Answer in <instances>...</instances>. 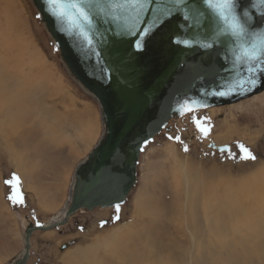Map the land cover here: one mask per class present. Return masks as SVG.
Returning a JSON list of instances; mask_svg holds the SVG:
<instances>
[{
  "label": "rangeland",
  "instance_id": "1",
  "mask_svg": "<svg viewBox=\"0 0 264 264\" xmlns=\"http://www.w3.org/2000/svg\"><path fill=\"white\" fill-rule=\"evenodd\" d=\"M0 47V74L7 76H4L7 80L5 85H10L7 88L10 90L6 92L9 98L6 93V97L0 95V264H11L25 250L24 239L28 226L47 224L61 209L64 211L75 169L101 140L104 125L98 102L71 78L32 0H0ZM16 48L19 52L15 51ZM4 57L10 58L8 60ZM10 69H13L14 73ZM17 75L23 78L19 77L18 80ZM44 78H48L53 84L47 92V98L42 100L43 96L29 95L32 109L29 113L23 111L25 115L22 117L25 121L17 124L12 120V114H5L8 113L4 109L5 104L12 100H24L19 91L30 90V86ZM38 107L40 108L36 109ZM41 108H50L67 115L68 122H56L52 115L40 114ZM2 109L5 110L3 114ZM194 115L201 119L207 118V124L211 126L207 138L202 136L193 123ZM52 123L54 129L64 135L65 140L62 143L64 148L68 149L65 152L73 151L72 159H68L66 153L59 154L57 151L61 150H57L42 137L48 132L47 124L52 127ZM34 124H37L38 130ZM17 125L22 127L18 128ZM87 126H92V138L82 140L79 131H86ZM168 127L169 129L163 130L154 138L141 154L138 180L126 203L121 206L119 220L115 219V208L97 209L92 212H78L64 226L46 232L37 231L31 238L27 264H230L231 254H241L243 251L240 248H234L235 252L225 251V247L232 245L234 240L243 239L238 235L239 232L230 227L232 221L220 213L219 206L223 205L224 201L219 199L234 195L257 200L251 190L245 191L242 187L258 181L262 176L259 172L264 171V92L234 105L196 111L173 119ZM29 129L35 131V139L32 142L24 144L23 138L13 139V136L18 137L20 132ZM176 137H179V140L175 139ZM238 142L249 147L257 159L233 160L226 154L209 148L211 143L218 146L228 145L231 146L232 152L239 155L236 147ZM33 145L48 147L51 153L59 154L63 160H68L71 177L68 183L60 182L57 190H61V185H64L66 190L55 210H45L40 206L34 194L35 189L28 188L26 181L17 171L25 162L24 152ZM59 146L63 148L61 144ZM185 146L188 148L187 152L184 151ZM18 157L23 158L21 162L17 161ZM40 161L45 164L44 160ZM184 167L189 169L188 175ZM14 173L19 175L22 181L24 205H13L8 199L10 187L5 184V180L11 179ZM40 173L38 180L41 179L45 185L50 179L54 181L56 178L47 170H39L36 174ZM200 178L199 186H193L199 183ZM206 189L209 192L206 193ZM212 194L216 195L217 199L210 198ZM245 199H242V203L247 206L245 211L251 213V208L257 211L256 205L247 203L249 200ZM214 204L217 208L207 209V206ZM191 205L197 213L199 229L205 233L202 237L197 234L195 237L188 225ZM102 222H106L104 227H101ZM115 231L120 233L116 235L118 247L122 244L124 250L113 244L107 246V241L105 243L102 239L99 240L100 244L94 246L95 250L91 254H80L90 249L89 246L95 243L97 238L111 240L110 235ZM67 254L70 255L67 257ZM121 256H124L125 260L121 259ZM262 259L264 260V257ZM246 263L247 259L237 264Z\"/></svg>",
  "mask_w": 264,
  "mask_h": 264
},
{
  "label": "water",
  "instance_id": "2",
  "mask_svg": "<svg viewBox=\"0 0 264 264\" xmlns=\"http://www.w3.org/2000/svg\"><path fill=\"white\" fill-rule=\"evenodd\" d=\"M32 2L59 49L63 65L85 92L98 102L104 133L77 168L70 191L71 201L65 208L64 217L46 225H29L25 232L24 253L11 264L28 263L31 238L35 232L64 226L78 212L115 208L117 203L123 206L137 183L139 160L145 147L165 130L170 121L190 114L181 115L178 111L184 100L206 103L207 107L198 110L202 111L234 105L264 92L257 90L247 95L224 97L206 95L219 90L218 81L223 76L231 78L232 56L228 54L224 58L219 45L209 54L196 46L186 48L161 43L157 36L143 54L136 55L131 50L133 37L117 42L109 32L105 37L110 41L108 44H104L98 34L94 36L100 56L86 57L87 47L81 51L66 33L54 26L52 18L41 11V0ZM242 2L245 6L248 4V0ZM141 19L150 21L151 14L146 11ZM115 28L100 17L96 18L95 32L103 33L106 29ZM164 31L167 34L178 30L173 23ZM182 35L194 36L191 32ZM224 64L228 65L226 69L221 67ZM102 66L111 73L110 82L104 79ZM223 147L215 143L209 145L217 152Z\"/></svg>",
  "mask_w": 264,
  "mask_h": 264
},
{
  "label": "snow or ice",
  "instance_id": "3",
  "mask_svg": "<svg viewBox=\"0 0 264 264\" xmlns=\"http://www.w3.org/2000/svg\"><path fill=\"white\" fill-rule=\"evenodd\" d=\"M41 4V11L52 18L60 32L66 33L81 51L87 47L86 57L100 56L94 36L98 34L102 42L108 44L110 41L105 37L109 32L117 42L133 37L130 44L132 53L136 55L143 54L157 36L161 43L186 48L196 46L209 54L219 45L224 58L228 54L232 56L231 78L223 76L218 81L219 90L206 95L224 97L264 90V0H248L246 6L242 0H41ZM146 11L151 14L150 21L141 19ZM97 17L116 28L106 29L103 33L95 32ZM173 23L178 31L166 34L164 30ZM140 24L147 27H137ZM189 32L194 34L193 38L182 35ZM221 67L226 69L228 65ZM101 72L104 79L110 82L112 75L108 69L102 66ZM207 106L206 103L184 100L178 111L184 115ZM193 123L204 138L210 135L211 126L207 124V118L194 115ZM175 139L179 140V137ZM236 147L239 155L228 146L221 148L220 152L233 160L257 159L243 143L238 142ZM184 151H188L187 146ZM5 184L10 187L8 199L11 203L24 205L19 175L14 173L11 179L5 180ZM120 211L121 206L117 203L116 220L120 219ZM105 223L102 222L101 227Z\"/></svg>",
  "mask_w": 264,
  "mask_h": 264
},
{
  "label": "bare ground",
  "instance_id": "4",
  "mask_svg": "<svg viewBox=\"0 0 264 264\" xmlns=\"http://www.w3.org/2000/svg\"><path fill=\"white\" fill-rule=\"evenodd\" d=\"M13 35V34H12ZM21 35V34H20ZM16 37V34H15ZM18 39V37H16ZM21 39V38H20ZM8 41V40H7ZM17 41V40H16ZM3 43V42H2ZM4 44V43H3ZM9 44V42H8ZM7 45V43H6ZM13 46V45H10ZM15 46V45H14ZM11 48V47H10ZM1 49V47H0ZM3 49V48H2ZM5 49V48H4ZM18 49L16 48L15 51H17ZM10 51V50H9ZM13 51V50H12ZM11 52V51H10ZM19 52V50H18ZM13 53V52H12ZM22 53V51H21ZM16 53H14L15 55ZM11 55V53H10ZM19 55V53H18ZM16 55V56H18ZM6 56V55H5ZM20 56V55H19ZM5 58V57H4ZM8 58V57H6ZM5 58V59H6ZM10 58V57H9ZM8 58V60H9ZM18 58V57H17ZM20 59V57H19ZM3 60V59H2ZM40 61V60H39ZM21 62V61H20ZM18 63V62H17ZM16 63V64H17ZM22 63V62H21ZM28 63V62H27ZM1 64V62H0ZM9 64V63H8ZM18 65V64H17ZM20 67L22 66L21 64H19ZM11 66V65H10ZM13 66V65H12ZM8 67V66H7ZM19 67V66H16ZM14 67V68H16ZM26 69V67H25ZM2 70V65H0V72ZM4 70V68H3ZM11 70V69H10ZM13 70V69H12ZM11 70L12 73H14ZM17 70V68H16ZM20 71V69H18ZM17 70V71H18ZM23 70V69H22ZM21 70V72H22ZM28 70V69H27ZM15 71V70H14ZM42 71V70H41ZM51 71V70H50ZM24 72V71H23ZM18 73V72H17ZM4 73H2V75L0 74V95L5 96L4 93H6L8 90L7 89L10 85H5V80L6 78L3 76ZM23 74V73H21ZM14 75V74H13ZM24 75V74H23ZM26 75V74H25ZM18 76V75H17ZM22 76V75H21ZM7 77V76H6ZM19 77H17V79L19 80ZM15 78V77H13ZM20 78H23L20 77ZM37 79V77H34ZM72 78V77H71ZM13 80V79H12ZM21 80V79H20ZM7 81V80H6ZM9 83V80H8ZM32 84V81L30 82ZM53 86L52 82L50 80H48V78H44L42 79V81H38L36 82L34 85L30 86V90L28 91H23L26 89H23L21 91H19L23 97L24 100L19 99V102H17L16 100H12V101H8V103L5 104V110L8 113H5V110H1L2 114H12L11 116H13V121L16 122L17 124H21L23 121H25L23 119L22 116H24L25 114H23V111H28V113L30 112V110L32 109V104L29 102L28 100V96L29 95H39V96H43L42 100H45L47 98V92L49 89H51ZM57 87V86H54ZM22 88V86H21ZM24 88V87H23ZM23 91V92H22ZM9 93V92H8ZM7 94V93H6ZM10 95V94H9ZM12 96V95H11ZM6 97V96H5ZM8 97V94H7ZM9 98V97H8ZM7 98V99H8ZM17 99V98H16ZM5 102V100H4ZM44 103H42L43 105ZM41 105V106H42ZM2 106V104H1ZM40 107L36 108L39 109ZM35 109V110H36ZM40 114L44 115L46 114V116L48 115H52L56 120V122H64L67 123L68 122V116L65 114H62L60 112H57L56 110H52L50 108H41L40 110ZM18 113H21V115H17ZM101 113V110H100ZM64 115V117H63ZM10 116V117H11ZM27 116V115H26ZM61 116V117H60ZM79 116H82V112L79 113ZM4 120H2L3 122ZM101 121L103 124V119H102V115H101ZM5 123V122H4ZM3 123V125H4ZM35 123V122H34ZM171 123V121H170ZM169 123V124H170ZM168 124V126H169ZM18 128L22 127L20 125H17ZM34 126L37 128L38 130V126L37 124H34ZM54 124L52 123V127L50 125L47 124V128L48 132L43 134L42 137H45L49 143L56 147L57 150H61V151H57L59 154H63L66 153L65 150H68L66 148H64L62 141H64V135L61 134V132L58 129H54ZM166 127L165 129H169V127ZM94 128V127H93ZM22 129V128H20ZM18 129V130H20ZM36 130V132H37ZM60 133H59V132ZM12 133L15 131H11ZM2 135H3V131H2ZM8 135V134H5ZM15 135V134H13ZM92 126H87V130L86 131H79V137L83 140L88 139L90 140L92 138ZM9 136V135H8ZM16 138V140H20L23 138V143L27 144L28 142H32L35 139V131L32 129H29L28 131H24V132H20V135L18 137L13 136V139ZM61 144V146L64 148H61L59 145ZM36 145H33L29 150H26L24 152V163L22 165L19 166V168H17V171L19 172V174L21 175V177L24 178V180L26 181V186L30 189H35L34 194H36V199L37 200H41L42 198L48 199L50 200L52 203L50 205L45 204L47 207V209L45 208V210H49V209H53L55 210V208L60 204L59 202L62 200V195H64L65 193V188L62 189L61 191L57 190V188L60 185V182L65 183V181L69 182V179L71 177V175H69V171H68V167H69V163L67 159H62L60 157L59 154H53L50 152V148L45 147V146H39V147H35ZM226 146V145H223ZM222 147V146H221ZM92 152V151H91ZM21 153V152H20ZM20 155V154H18ZM73 156V151L70 150L68 153H66V156L68 159H72ZM20 156H23L22 154ZM89 156V155H88ZM87 156V157H88ZM22 157H18L17 161L21 162L22 161ZM40 159L45 161V164H43ZM186 159V158H185ZM82 162V161H81ZM81 162L79 163V165L81 164ZM79 165L76 167L74 175H73V179L72 181L74 182V178H75V173L77 171V168L79 167ZM22 166V170L21 167ZM42 166V167H41ZM185 169V173L187 174V172L189 171V169L187 167H184ZM49 171L50 173H52L56 178H54V181L49 184V186L45 185V183L41 182V179L38 180L40 178V174H36L37 171ZM215 170V169H214ZM261 171V170H260ZM190 172V171H189ZM212 172V171H211ZM47 174V173H46ZM188 175V174H187ZM212 175V174H211ZM259 175H262L258 181L255 180V182L251 183L250 185L248 184L247 186L242 187V190L245 189V191L247 190H251L256 196H257V200H254L252 197H249L248 199H245L246 197H239V196H234V195H229V197H224L225 199H219L224 201L223 205L219 206V211L222 214V216L224 218H226V216L232 221L233 224H231V228H233L236 232H239L238 235L241 236V239L243 240H234L232 245H228L227 247H225V251H231V252H235L234 248H240L243 252L241 254L237 253V254H231L230 256H232V262H245L247 259V263L246 264H264V260L262 259L264 257V171L259 172ZM202 177V176H201ZM213 177V176H212ZM216 179V178H215ZM188 180V179H187ZM200 180L201 178L198 180L199 183L197 184H193V186L200 184ZM253 180V179H252ZM39 182V183H38ZM193 182V181H192ZM229 182V181H228ZM181 183V182H180ZM212 184V183H211ZM189 185V184H188ZM231 185V184H229ZM239 185V184H238ZM62 186V185H61ZM73 186V184L71 185ZM199 186V185H198ZM228 186V185H227ZM232 186V185H231ZM240 186V185H239ZM201 187V186H200ZM63 188V187H62ZM206 188V186H205ZM230 188V187H229ZM234 188V187H233ZM236 188V187H235ZM241 188V186H240ZM240 188H237V190H239ZM208 189V188H207ZM206 189V190H207ZM72 190V187H71ZM202 190V189H201ZM205 190V191H206ZM230 190V189H229ZM234 190V189H232ZM29 191V189H28ZM197 191V188H196ZM204 191V190H203ZM228 191V190H226ZM231 191V190H230ZM194 191L192 190L191 193H193ZM209 192L208 190L206 191V193ZM235 192V191H233ZM240 192V191H239ZM30 193V192H29ZM47 193V194H46ZM211 193V192H210ZM71 194V193H70ZM205 194V193H204ZM233 194V193H232ZM203 195V193H202ZM209 195V193H208ZM213 195V194H212ZM221 195V194H220ZM71 196V195H70ZM68 198V201L65 203L64 208L68 207V205L70 204L71 198ZM205 196V195H204ZM218 196V195H217ZM242 196V194H241ZM208 197V196H207ZM212 197V199H217L216 195L210 196V198ZM220 197V196H219ZM65 198V197H64ZM188 198V197H187ZM208 198V200L210 199ZM245 200H249L246 201L247 203H251L253 205H256L255 207L257 208V211H255V208H251V213H247L245 211L246 209V205H244V203H242V199ZM207 199V198H206ZM44 200H42L43 202ZM41 202V204H42ZM209 202V201H208ZM211 202V200H210ZM220 202V201H219ZM5 203V202H2ZM217 204V203H216ZM221 204V203H220ZM199 205V204H198ZM197 205V206H198ZM41 207H43L42 205H40ZM191 210L189 213V217H188V225L192 228L191 232H194V236L196 237V234L200 237H202L205 233L203 232V230L199 229V225H198V216L197 213H195V208L193 205H191ZM250 206V205H249ZM252 206V205H251ZM213 207L217 208L216 205L214 204V206L208 207L207 209L211 210ZM253 207V206H252ZM4 208V207H3ZM59 208V207H58ZM146 208V207H145ZM200 208V207H199ZM6 209V208H5ZM4 209V211H5ZM141 211L143 210V208H140ZM139 209V210H140ZM9 210V209H8ZM57 210V209H56ZM150 210V209H147ZM208 210V211H209ZM7 211V209H6ZM62 211V212H61ZM61 211L51 220L54 221H59L61 218L64 217L65 215V209L64 211L61 209ZM151 211V210H150ZM248 211V210H247ZM47 212V211H46ZM54 212V211H52ZM148 212V211H147ZM146 212V213H147ZM7 213V212H6ZM142 213V212H141ZM145 213V214H146ZM141 215V214H140ZM9 216V215H8ZM143 216V215H142ZM149 216V215H148ZM145 217V216H144ZM157 219V218H156ZM210 223V222H209ZM48 224V223H47ZM46 225V224H43ZM138 225V224H137ZM125 226V225H124ZM126 227V226H125ZM132 227V226H131ZM130 227V228H131ZM124 228V227H123ZM117 230H122V229H117ZM12 232V231H11ZM251 232V233H250ZM111 233V232H110ZM109 233V234H110ZM228 233V232H227ZM113 234V235H112ZM120 234L119 232L115 231L112 232L110 237V239L105 240L104 237L101 239L95 240V243H93L91 246H89L90 249L85 250L84 252L80 253L81 255H89L92 253L93 250H95L94 246L97 244H100L99 240H104L105 243L107 241V246H111V244H113L115 247H117L118 249H122L124 250V248L122 247H118V243L116 242L118 239H116V235ZM108 235V234H107ZM105 236V235H104ZM108 237V236H107ZM24 238V236H23ZM194 238V237H193ZM236 238V237H235ZM196 239V238H195ZM25 240V239H24ZM103 242V241H102ZM112 242V243H111ZM104 243V244H105ZM225 243V242H224ZM224 245V244H223ZM226 246V245H225ZM80 248V247H79ZM82 249V248H81ZM97 249V248H96ZM110 249H112L110 247ZM81 252V251H80ZM24 253V252H23ZM22 253V254H23ZM21 254V255H22ZM71 254V253H70ZM67 254V257L70 255ZM20 255V257H21ZM73 255V253H72ZM76 257V256H75ZM74 257V258H75ZM246 257V258H245ZM127 258V257H126ZM66 259V258H65ZM121 259H124V256H121ZM134 259V258H132ZM75 260V259H74ZM77 260V258H76ZM125 260V259H124ZM142 260V259H141ZM67 262V259L65 260ZM135 261V259H134ZM231 262V263H232ZM218 263V262H217ZM216 263V264H217ZM225 263V262H224ZM228 263V262H227ZM226 263V264H227ZM230 263V262H229ZM230 263V264H231ZM236 263V264H237ZM151 264H153L151 262ZM168 264V263H166ZM220 264V263H219Z\"/></svg>",
  "mask_w": 264,
  "mask_h": 264
},
{
  "label": "crops",
  "instance_id": "5",
  "mask_svg": "<svg viewBox=\"0 0 264 264\" xmlns=\"http://www.w3.org/2000/svg\"><path fill=\"white\" fill-rule=\"evenodd\" d=\"M53 182V179H50L49 181H48V184H47V186H49V184H51ZM39 183V182H38ZM68 183V182H67ZM62 187L63 188H61V190L62 189H64V185H62ZM59 188V187H58ZM57 188V189H58ZM60 190V191H61ZM47 194V193H46ZM42 200H44L43 202H42ZM37 202L40 204V205H42L43 206V208H46L47 206L45 205V204H47V205H50L52 202L50 201V200H48V199H45V198H42L41 200H37ZM41 202H42V204H41Z\"/></svg>",
  "mask_w": 264,
  "mask_h": 264
}]
</instances>
